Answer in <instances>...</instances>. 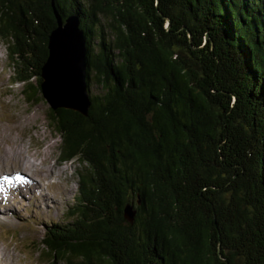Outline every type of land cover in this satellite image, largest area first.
<instances>
[{
  "label": "trees",
  "instance_id": "1",
  "mask_svg": "<svg viewBox=\"0 0 264 264\" xmlns=\"http://www.w3.org/2000/svg\"><path fill=\"white\" fill-rule=\"evenodd\" d=\"M56 12L80 17L101 92L47 112L83 164L72 220L42 238L52 264H264V0H0L29 101Z\"/></svg>",
  "mask_w": 264,
  "mask_h": 264
},
{
  "label": "rangeland",
  "instance_id": "2",
  "mask_svg": "<svg viewBox=\"0 0 264 264\" xmlns=\"http://www.w3.org/2000/svg\"><path fill=\"white\" fill-rule=\"evenodd\" d=\"M99 42V39L93 41L96 50ZM33 82L37 80L33 79ZM25 85L14 82L7 44L0 39V145L21 150L25 162L28 158L45 169L53 167L55 170V175L48 177L35 170L27 174L42 184V191L48 198L46 203L38 199L34 207L31 200L25 203L13 201L16 203L13 207L21 216H11V224L4 223V217L0 215V264H12V259L16 264H52L54 261L44 251L42 238L52 223L72 220L70 215L80 190L79 169L83 164L76 160H62L61 136L50 127L47 119L50 104L41 90L33 101H29L24 92ZM89 91L94 95L101 89L90 84ZM5 92H8L6 100L9 105L2 100ZM33 115L36 117L31 118ZM5 154L0 148V166ZM2 205L0 203V211Z\"/></svg>",
  "mask_w": 264,
  "mask_h": 264
},
{
  "label": "water",
  "instance_id": "3",
  "mask_svg": "<svg viewBox=\"0 0 264 264\" xmlns=\"http://www.w3.org/2000/svg\"><path fill=\"white\" fill-rule=\"evenodd\" d=\"M58 25L49 37V56L42 69V92L51 107L88 114L91 105L87 39L78 15L66 20L57 13ZM125 217L135 219L134 204H127Z\"/></svg>",
  "mask_w": 264,
  "mask_h": 264
},
{
  "label": "bare ground",
  "instance_id": "4",
  "mask_svg": "<svg viewBox=\"0 0 264 264\" xmlns=\"http://www.w3.org/2000/svg\"><path fill=\"white\" fill-rule=\"evenodd\" d=\"M6 94H8V92H5L2 100L6 101V104L9 105L10 102L6 100ZM32 117L35 118L36 116L33 115L31 118ZM0 148L2 151L5 150L6 153L5 158L2 160V166H0V203L3 204V210L0 211V215L4 217V223L11 224V216H21V213L16 211L13 207L15 203H13V201L18 200L20 203H25L31 200L34 207L37 206L38 199L45 203L48 201V198L42 191L43 186L39 180H35L33 176L34 179L28 176L31 170H35V172L45 177L55 175V170L53 167L45 169L28 158H26L27 162H25L21 158L22 151L17 150L15 147L9 149L6 145H0ZM25 189H27L28 193H25ZM13 192L15 193L11 195ZM0 222H2L1 218ZM12 264H16L13 259Z\"/></svg>",
  "mask_w": 264,
  "mask_h": 264
}]
</instances>
